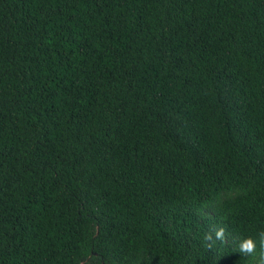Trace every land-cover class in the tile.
I'll use <instances>...</instances> for the list:
<instances>
[{
	"label": "trees",
	"instance_id": "obj_1",
	"mask_svg": "<svg viewBox=\"0 0 264 264\" xmlns=\"http://www.w3.org/2000/svg\"><path fill=\"white\" fill-rule=\"evenodd\" d=\"M261 231L264 0H0V264H257Z\"/></svg>",
	"mask_w": 264,
	"mask_h": 264
},
{
	"label": "clouds",
	"instance_id": "obj_2",
	"mask_svg": "<svg viewBox=\"0 0 264 264\" xmlns=\"http://www.w3.org/2000/svg\"><path fill=\"white\" fill-rule=\"evenodd\" d=\"M259 245L262 251L259 254L257 264H264V231L259 232L258 234ZM226 230L223 227L213 226L207 231L203 237V240L206 242V245L209 249H212L216 241H225L226 240ZM257 242L252 237H245L242 240L236 242L235 252H238L242 255H253L256 253Z\"/></svg>",
	"mask_w": 264,
	"mask_h": 264
}]
</instances>
